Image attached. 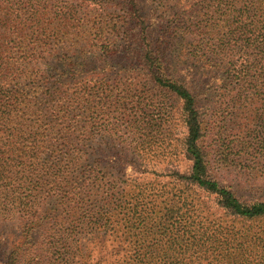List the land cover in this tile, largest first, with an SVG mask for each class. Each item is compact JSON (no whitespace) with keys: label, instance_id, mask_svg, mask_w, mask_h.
I'll use <instances>...</instances> for the list:
<instances>
[{"label":"trees","instance_id":"trees-1","mask_svg":"<svg viewBox=\"0 0 264 264\" xmlns=\"http://www.w3.org/2000/svg\"><path fill=\"white\" fill-rule=\"evenodd\" d=\"M47 1L0 0V211L23 219L17 249L81 210L72 227L81 228L82 264H100L90 261L87 234L103 249L110 243L108 264H264V200L244 199L210 174L198 95L154 46L138 0H51L62 3L54 17ZM154 1L164 32L179 31V60L221 77L214 109L224 128L237 126L245 156L264 153V0ZM118 52L124 62L110 59ZM95 55L102 64L89 66ZM101 110L122 122L109 131L133 132L142 147L134 151L180 149L188 165L168 159L148 184L128 189L94 156L108 127L93 119ZM51 194L68 201L66 216L44 208ZM9 259L0 264L17 257Z\"/></svg>","mask_w":264,"mask_h":264},{"label":"rangeland","instance_id":"rangeland-1","mask_svg":"<svg viewBox=\"0 0 264 264\" xmlns=\"http://www.w3.org/2000/svg\"><path fill=\"white\" fill-rule=\"evenodd\" d=\"M49 2L52 4L51 0L42 2L43 9L48 6V13L53 14V17L55 14H60L57 6H62V3L60 1L55 2V5L52 4L51 10H49ZM138 2L140 11L149 26L150 39L156 42L154 46L161 44L160 46L166 53L167 65L170 70L176 76L182 75L188 82L189 87L198 95L200 107L204 110V117L208 124L206 136L203 139V146L207 151L210 174L222 185L229 186L237 195L242 196L244 199L264 200V153H260L255 158L251 154L245 156L241 151V146L237 139L238 135H233L239 134L237 126L228 123V127L224 128L226 126L225 123L215 112V102L223 88L221 77L214 70L203 69L200 65L192 62L183 64L179 60V54L182 51L181 38L177 34L179 31H170L169 34L164 32L165 26L162 25L164 24V15H162L154 0H138ZM0 14L3 16L2 11H0ZM58 17L55 22H58ZM10 39L11 37L8 40ZM110 59L113 62H124L125 60L121 52L112 54ZM85 61L89 66H94L101 65L103 60L95 55L85 58ZM140 72L142 73V71ZM109 101H112V99L109 98ZM176 109L178 110V108ZM102 110L100 113H96L93 119L99 120V126L101 127L103 121H105L108 127L105 129L102 127L105 132L99 133V136L93 142L100 148L97 155L94 156L98 157L104 165L110 166L113 172L112 178L118 179L119 182L127 181L128 189L136 184H148L155 175L152 172L163 166L168 159H175V162L181 168H186L188 165L180 149L170 155L167 154L164 148L150 149V146L147 148L143 146L145 150L138 149L134 151L136 144L133 140V132L129 134L125 128L123 132H118L117 130L109 131L111 128H122V122L117 121L115 115L106 119V116H104L105 111L102 112ZM82 125L83 122L81 121ZM173 127L174 134L180 136L179 131L183 126L179 123L178 115H176L173 122ZM123 133L126 135H123ZM169 148L170 146L167 147V150ZM221 156L228 158V160L235 157H241L242 159L237 165H232L231 161L226 163L219 160ZM71 196L74 197V194ZM41 201L44 208H55V213L60 214V216L63 213V216H66L67 213L64 214L62 212L65 210L66 203H68L65 198L62 199L51 194L48 197L44 196ZM79 205L81 203H76L74 206L79 208ZM9 206L15 205L9 203ZM82 212L84 213V211ZM79 213L80 216H74L75 221L66 220L68 223L64 226L60 225L61 227L48 223L40 230L34 232L33 238L29 242L26 241L22 249L18 250L19 241L21 242L19 235L22 232L23 219H21L22 217L17 212V209L11 211V213L0 211V262L9 261V258L16 256V264H82L81 228L74 229L72 227V223L81 221V210ZM58 230H61L60 233L65 231L67 245L59 243ZM68 234L72 235L69 236ZM87 237L89 239L90 234H87ZM88 239H83V243L86 246V251H91L90 261H100V264H108L107 262H110L112 252L109 250L111 247L110 243H106L107 246L103 249L100 244ZM56 247L61 250V254L60 251L56 250Z\"/></svg>","mask_w":264,"mask_h":264}]
</instances>
